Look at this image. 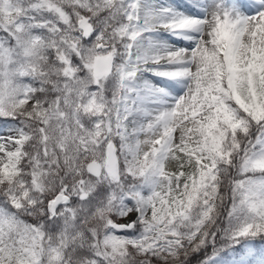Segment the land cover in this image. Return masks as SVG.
<instances>
[{"label": "snow or ice", "instance_id": "6c2138e0", "mask_svg": "<svg viewBox=\"0 0 264 264\" xmlns=\"http://www.w3.org/2000/svg\"><path fill=\"white\" fill-rule=\"evenodd\" d=\"M0 119V264H264V0H0Z\"/></svg>", "mask_w": 264, "mask_h": 264}, {"label": "rangeland", "instance_id": "374dc122", "mask_svg": "<svg viewBox=\"0 0 264 264\" xmlns=\"http://www.w3.org/2000/svg\"><path fill=\"white\" fill-rule=\"evenodd\" d=\"M178 1H179V0H175L176 5H177V2H178ZM164 2H165V3H168V2H170V0H164ZM165 37H166V36H165ZM175 45H176V46H183V45H181V44H175ZM4 123H5L4 120H0V128L3 127ZM168 170H169V171H173V170H175L174 165L170 164V165L168 166ZM133 219H135V213H133L131 216H129L128 220H121V221H119V222H120V223H127L129 220H133Z\"/></svg>", "mask_w": 264, "mask_h": 264}, {"label": "bare ground", "instance_id": "6f19581e", "mask_svg": "<svg viewBox=\"0 0 264 264\" xmlns=\"http://www.w3.org/2000/svg\"><path fill=\"white\" fill-rule=\"evenodd\" d=\"M183 3H184V0H179V1L177 2V5L182 7V6H183ZM165 38L168 39L167 36H166ZM205 39H208V37L205 36ZM170 42H172V43H174V44H181V45H184V42H182V41H176L174 38H171Z\"/></svg>", "mask_w": 264, "mask_h": 264}, {"label": "trees", "instance_id": "16d2710c", "mask_svg": "<svg viewBox=\"0 0 264 264\" xmlns=\"http://www.w3.org/2000/svg\"><path fill=\"white\" fill-rule=\"evenodd\" d=\"M0 120H2V119H0ZM222 191H224V190L222 189Z\"/></svg>", "mask_w": 264, "mask_h": 264}]
</instances>
